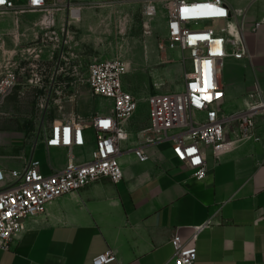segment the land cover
<instances>
[{"label": "crops", "instance_id": "0c3cea01", "mask_svg": "<svg viewBox=\"0 0 264 264\" xmlns=\"http://www.w3.org/2000/svg\"><path fill=\"white\" fill-rule=\"evenodd\" d=\"M109 1L114 0H81ZM229 1L244 7L249 0ZM15 2L23 7L26 0ZM69 4L70 17H82L81 8L73 10L77 7L71 6L72 0ZM159 13L164 14L166 30V15L162 10ZM41 15L39 11H0V79L6 72L3 47L20 51L30 37L35 40L40 32L29 25H39ZM15 18L21 26H15ZM256 23L260 25L253 32ZM245 37L249 56L224 61L226 114L244 111L257 101L258 92L264 95V0L251 6ZM95 57L107 59L87 53L81 59L87 63ZM165 57L160 55L159 61L167 63ZM154 61L149 59V65ZM129 80L127 74L125 88L139 98ZM24 86L16 89V98L24 94L40 98V89ZM31 107L32 103L28 111ZM13 108L9 97L0 104V171L6 175L11 169L24 168L32 157L38 159L37 149L33 152V124ZM28 113L34 120L36 113L32 109ZM144 121L147 114L145 119L136 114L126 123L131 132V140L123 144L126 151L142 141L139 131L147 125ZM255 133L258 139L236 138L227 131L217 154L207 147L208 170L202 180L194 178L193 171L174 156L169 142L148 147L146 162L132 153L122 154L120 182L104 178L52 202L46 214L27 220L26 230L14 238L10 249L0 247V264H93L95 256L108 250L117 255L109 264H169L174 254L172 238L179 234L189 240L193 227L210 218L213 226L202 231L196 242L195 264H264V115L257 118ZM38 146L47 157L46 161L38 159L43 173L66 166V149H47L43 142ZM93 148L94 141L89 140L74 154L83 160Z\"/></svg>", "mask_w": 264, "mask_h": 264}, {"label": "built area", "instance_id": "2783aa9c", "mask_svg": "<svg viewBox=\"0 0 264 264\" xmlns=\"http://www.w3.org/2000/svg\"><path fill=\"white\" fill-rule=\"evenodd\" d=\"M256 1L249 0L244 7L233 6L229 0L148 2V16H155L160 10L166 15V37L159 50L178 52L179 62L186 70L180 90L155 92L146 97L147 125L139 131L142 141L128 151L123 147L131 140L126 123L136 115L140 101L125 88L129 70L121 58L95 57L85 63V75L78 69L72 76L81 75L82 84L106 99L111 105L108 111H99L90 119L73 116L46 122L53 93L41 95L38 109L43 118L38 127L42 137L34 139L33 152L43 142L47 149H66L68 161L63 169L49 174L42 172L41 162L35 157L22 169H11L7 175L0 171V247L10 249L14 238L26 230L27 220L46 214L55 200L104 178L120 182L124 177L120 156L124 153L146 162L150 158L148 147L169 142L174 156L193 171L194 178L202 180L208 170L207 147L217 154L224 146L227 131L236 138L258 139L255 129L257 118L264 115L263 93L258 92L257 101L246 110L226 114V86L222 79L227 58L240 60L249 56L247 17ZM68 4L69 0H26L25 6L19 7L15 0H0V11L46 13ZM259 25L256 23L251 31L256 32ZM18 79L19 73L11 68L6 70L0 79V104ZM41 81L42 78L38 79ZM50 81L54 90L58 75L53 74ZM89 140L94 141L90 156L78 160L74 150L85 147ZM211 226L212 218L193 227L189 240L176 234L171 240L174 254L169 264H195L198 236ZM116 260V253L108 250L92 261L109 264Z\"/></svg>", "mask_w": 264, "mask_h": 264}, {"label": "rangeland", "instance_id": "374dc122", "mask_svg": "<svg viewBox=\"0 0 264 264\" xmlns=\"http://www.w3.org/2000/svg\"><path fill=\"white\" fill-rule=\"evenodd\" d=\"M147 4L148 2L129 0H72L71 6L77 7L73 10L81 8L82 17H70L67 5L50 12H42L39 25H29L36 33L40 32V35H34L35 40L30 37L27 45L20 51L3 47L2 53L6 54L5 70L11 68L19 73V79L7 98L14 103L13 110L18 116L33 124L31 131L34 139L42 137V131L38 127L43 118L38 109L39 97L28 98V95L24 94L16 98V89L23 87L22 83L26 89H40V95H48L53 91L45 117L46 122L68 120L73 116L90 119L95 113L110 109L111 105L106 99L96 96L86 84L79 81L81 75L72 77L78 69L82 76L85 75L86 65L81 59L85 53L107 59L125 60L129 68L128 79L139 96L137 117L143 116L145 119V100L149 94L178 91L182 88L186 68L180 64L178 52L159 50V44L166 35L164 14L148 16ZM158 6L161 7V4ZM14 23L15 26H21L17 18ZM160 55L166 56L168 62L159 61ZM151 58H156L152 66L149 65ZM80 63L84 64V67L81 68ZM53 74L58 75L54 90L50 82ZM41 78L42 81L38 82ZM101 102L104 103L99 110ZM31 103V109L36 113L34 120L27 117ZM145 123L147 121L143 122ZM37 158H44L46 161V152L41 146L37 148Z\"/></svg>", "mask_w": 264, "mask_h": 264}]
</instances>
